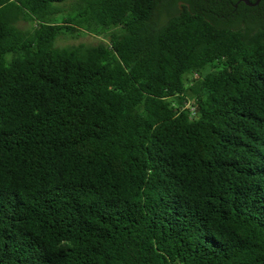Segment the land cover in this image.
<instances>
[{
  "label": "trees",
  "instance_id": "16d2710c",
  "mask_svg": "<svg viewBox=\"0 0 264 264\" xmlns=\"http://www.w3.org/2000/svg\"><path fill=\"white\" fill-rule=\"evenodd\" d=\"M236 1L0 0V264H264V0Z\"/></svg>",
  "mask_w": 264,
  "mask_h": 264
},
{
  "label": "rangeland",
  "instance_id": "374dc122",
  "mask_svg": "<svg viewBox=\"0 0 264 264\" xmlns=\"http://www.w3.org/2000/svg\"><path fill=\"white\" fill-rule=\"evenodd\" d=\"M20 26L22 28H31V23L27 22H21ZM100 42H107V39L102 36H96L93 34H83L80 36H77L76 38L73 37H62L59 38L57 41V45L60 47H67L72 45H78V44H87V45H96Z\"/></svg>",
  "mask_w": 264,
  "mask_h": 264
},
{
  "label": "flooded vegetation",
  "instance_id": "af4514ba",
  "mask_svg": "<svg viewBox=\"0 0 264 264\" xmlns=\"http://www.w3.org/2000/svg\"><path fill=\"white\" fill-rule=\"evenodd\" d=\"M256 1H257V0H254V1H251V0H250L251 3H254V2H256ZM241 3H243V4L246 5L247 7H252V8H254V7L259 6L261 2H260L259 5H257V6H249V5H247L245 2H243L242 0H237V1L234 3L235 8H237V7L239 6V4H241Z\"/></svg>",
  "mask_w": 264,
  "mask_h": 264
},
{
  "label": "water",
  "instance_id": "95a60500",
  "mask_svg": "<svg viewBox=\"0 0 264 264\" xmlns=\"http://www.w3.org/2000/svg\"><path fill=\"white\" fill-rule=\"evenodd\" d=\"M243 2H245L247 5L249 6H257L259 5V3L261 2V0H257L256 2L254 3H251L250 0H242Z\"/></svg>",
  "mask_w": 264,
  "mask_h": 264
}]
</instances>
